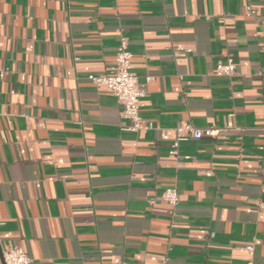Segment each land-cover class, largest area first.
<instances>
[{"label": "crops", "instance_id": "0c3cea01", "mask_svg": "<svg viewBox=\"0 0 264 264\" xmlns=\"http://www.w3.org/2000/svg\"><path fill=\"white\" fill-rule=\"evenodd\" d=\"M263 28L264 0H0V256L245 264L252 244L264 264ZM122 35L149 129H123L88 78ZM227 57L235 72L217 75ZM180 123L220 130L173 155Z\"/></svg>", "mask_w": 264, "mask_h": 264}, {"label": "built area", "instance_id": "2783aa9c", "mask_svg": "<svg viewBox=\"0 0 264 264\" xmlns=\"http://www.w3.org/2000/svg\"><path fill=\"white\" fill-rule=\"evenodd\" d=\"M254 9L247 7L248 14H254ZM261 40L259 47L264 51V28L260 30ZM132 52L128 47V40L125 36L120 37L119 44L116 48L113 62L106 68V71L100 74H90L88 78L96 84L106 86L114 95L121 106V115L126 120L123 129L129 131H140L149 129L152 126L151 121L145 119L141 115L143 106L142 97L145 91L138 80L137 74L132 71L131 65ZM217 75L230 76L235 72V62L231 57H227L225 61H219L216 64L215 71ZM6 71L0 69V79L5 75ZM219 128L215 127H194L191 123H180L175 127V139L171 144L170 153L178 154V146L181 141L189 138H200L204 135L215 136ZM264 134V126L261 128ZM160 200L167 203L173 208L179 201L177 189L175 187L165 188L160 196ZM249 257L245 264H253L252 255L254 247L252 244L246 245ZM4 264H28L30 262L29 255L20 246H12L2 251ZM158 264H165L163 259Z\"/></svg>", "mask_w": 264, "mask_h": 264}, {"label": "water", "instance_id": "95a60500", "mask_svg": "<svg viewBox=\"0 0 264 264\" xmlns=\"http://www.w3.org/2000/svg\"><path fill=\"white\" fill-rule=\"evenodd\" d=\"M0 258H1L2 263L4 264V261H3V258H2V252H1Z\"/></svg>", "mask_w": 264, "mask_h": 264}]
</instances>
